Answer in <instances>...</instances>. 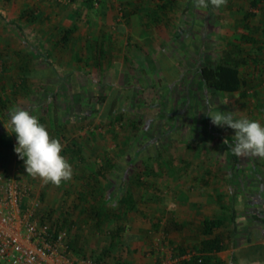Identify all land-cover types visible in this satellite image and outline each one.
<instances>
[{
	"label": "rangeland",
	"instance_id": "obj_1",
	"mask_svg": "<svg viewBox=\"0 0 264 264\" xmlns=\"http://www.w3.org/2000/svg\"><path fill=\"white\" fill-rule=\"evenodd\" d=\"M125 1L102 0L88 8L85 0H0V49L8 67L4 82L20 84L18 52L32 56L30 66L40 70V77L54 69L59 73L43 80L33 77L29 92L18 88L14 94L9 86L12 108L22 107L40 122L44 117L47 130L63 149L77 139L84 154L82 160H76L62 153L72 165L73 176L55 186L28 175L12 151L0 161V185L15 178L30 186L32 200L38 203L37 216L67 226L77 257L94 258L110 242L109 231L123 224V243L108 256L110 264L115 258L125 261L132 256L142 264V253L158 257L159 264H178L180 247L195 242L204 217L195 215L189 205L192 193L205 185L196 177L220 161L226 164L237 157L223 143L225 139L231 143L235 131L227 126L212 127L208 114L213 110L239 118L244 111L255 110L264 94V73L259 86L249 88L246 96L207 88L200 76L201 66L218 59L229 42L241 38L242 17L251 3L227 0L219 9H198L193 0H174L176 8L167 17L157 11L162 22L147 24L155 14L131 13ZM147 1L145 8L158 2ZM25 10L37 15L44 11L45 15L30 22L23 15ZM77 11L80 14L75 16ZM261 16L259 12L254 19L257 26H261ZM74 24L79 40L68 46L54 44L55 27ZM121 27H125L124 33ZM102 36H107L111 52L104 71L94 65V45ZM242 72L254 83L258 74L252 60ZM110 96L123 108L117 118L102 116ZM50 105L53 113L57 110L64 116L57 131L49 126ZM9 119L0 112V131L8 128L11 132ZM134 120L138 129L132 126ZM108 158L115 168L100 179L110 203L121 208L120 198L130 191L138 209L96 231L90 214L92 197L82 200L78 194L91 172ZM236 179H231L232 186L237 185ZM218 185L214 183L210 191L216 195L220 190L227 196L226 185ZM215 214L214 209L209 211V216ZM184 221L185 227L177 224Z\"/></svg>",
	"mask_w": 264,
	"mask_h": 264
},
{
	"label": "trees",
	"instance_id": "obj_2",
	"mask_svg": "<svg viewBox=\"0 0 264 264\" xmlns=\"http://www.w3.org/2000/svg\"><path fill=\"white\" fill-rule=\"evenodd\" d=\"M171 1H173L172 3L174 4L169 3ZM175 1L165 0L156 5L153 13H148L149 16L155 14V17L151 20L149 19L147 24H149V22H153L154 24L162 22L164 19L161 20L156 17L157 11L164 13L165 17H167L168 11L176 8ZM85 2L88 8L95 7L96 0H85ZM250 3L251 9L246 10L242 17L243 32L241 38L237 42H229V45L224 49L218 59L207 62L200 67V76L207 88L223 93L241 92L245 96L249 88H256L261 83L260 77L264 73V0H250ZM259 12H262L260 18L261 26H257L254 23V19L259 15ZM37 14V12L32 10L23 11V15L30 22L37 20L41 15H45L44 11L41 12L40 15ZM75 16H78V11ZM55 28H57L58 33L56 39H54L56 40L54 44L68 46L73 43L75 44L79 40L80 35L78 34L77 37L75 36L78 30L76 24L69 26H56ZM107 39V36H102L94 45V65L99 70L102 69V71H104V68L111 57V52L107 46ZM5 55L4 50L0 49V112L6 118H10L9 110L12 108L11 97L13 94L7 95L9 86H11V90L13 89L12 91L14 94L17 93L18 88L19 92H29L30 81L33 77L41 78L40 80H43L45 77H50V75L57 77L59 73L54 69V73H47V75H41L43 77H40V70H34L30 66L32 56L26 57V55L23 56L22 52H18L17 55L20 56L21 61L19 65L20 84L13 80L12 85H9V83L7 84L4 82L8 72V67L5 63ZM77 58L79 60L81 59L79 53ZM250 60L254 62L255 70L258 74L252 79V82L254 83H250L251 81L242 72V67L247 65ZM244 87L246 88L244 89ZM113 95L114 92L112 96ZM112 96L108 98L109 104L103 112V118H112L113 116L117 118V112L123 109L119 106L121 102ZM50 107L48 109L45 108L44 112L47 109L49 114H54L51 119L49 118L50 115L45 112V114L48 115L49 126L57 131L59 127L62 126L61 121L64 119V116L57 110H54L53 113V109ZM6 112H8V114H6ZM41 123L45 125L46 128L48 127L47 121L44 117H42ZM132 126L134 129H138L135 120L133 121ZM16 144L15 133H11L6 129L0 131V161L14 151ZM63 154L71 156L72 159L82 160L84 157L83 146L77 139H73V141L63 149ZM21 161L24 163L23 160ZM113 168H115V164L112 163L111 159H106V163L100 165L99 168L91 172V175H89L85 181L84 189H81L78 194L82 200H88V197H92L93 202H91L90 214L94 218L93 228L96 231H101L103 226L111 220L118 221L122 219L124 215H128L138 209L137 199L130 191H126V193L120 198L119 204L122 205L121 208L110 203L111 199L106 196L100 178L103 176L107 177L108 173L111 172ZM225 222L226 220L222 216L206 217L202 219L198 228V235H194V237H196L195 242L192 245L187 244L186 247H180V261L178 264H223L222 261L217 263L215 254L225 248L223 236L225 234H223V231L221 230V228L225 226ZM177 224H180L181 227H185L187 222ZM55 225L60 229H68L64 223L56 222ZM124 229L125 226L119 224L109 231V233H111L110 242L102 248L101 252L95 254L94 259L96 261L101 264H110L108 262V256L112 253L113 248L118 246L119 242H121V244L123 243ZM70 246L73 251L74 241L71 237ZM186 255L187 257H183ZM233 263L236 262L233 260ZM114 264L131 263L120 258H115Z\"/></svg>",
	"mask_w": 264,
	"mask_h": 264
},
{
	"label": "crops",
	"instance_id": "obj_3",
	"mask_svg": "<svg viewBox=\"0 0 264 264\" xmlns=\"http://www.w3.org/2000/svg\"><path fill=\"white\" fill-rule=\"evenodd\" d=\"M98 1L101 2L102 0H96V3ZM157 1L154 7L146 8L143 4H147V0H126L125 2L131 7V13L135 11L140 13L143 10L145 12L142 15L145 16L152 8L165 0ZM79 14L80 12H78ZM121 28L124 29V33L125 27ZM242 96L244 95L242 94ZM255 106V110L252 112L244 111L239 118L252 117L264 125V94L260 96L258 104L256 103ZM211 111L213 112V110ZM207 118H209L211 126H215L211 123L210 117ZM230 162L224 164L223 161H220L216 164L217 167L205 169L199 174V177H196L205 185L200 188L201 190L198 188L196 194L192 193L193 198L189 201V205L194 209L195 215L204 216L202 219L222 216L226 220L225 226L221 228L225 234L223 235L225 248L215 254L217 263L222 261L223 264H264V159L236 157L235 159L232 158ZM234 176H237L236 186L231 185V179ZM214 183L223 188L226 185V188L229 189L228 195L223 196V192L220 190L216 195L210 191ZM208 197L210 199L205 200ZM211 209H214L216 214L209 216ZM201 221L199 222L201 223ZM145 226L147 227V225ZM142 242L144 243V241ZM249 252L251 255L248 254L250 257L247 258L245 254ZM141 259L142 264H159L156 263L158 257L152 258L145 253L141 254ZM233 260L236 263H233ZM125 261L137 264L140 260L137 262L132 256Z\"/></svg>",
	"mask_w": 264,
	"mask_h": 264
},
{
	"label": "clouds",
	"instance_id": "obj_4",
	"mask_svg": "<svg viewBox=\"0 0 264 264\" xmlns=\"http://www.w3.org/2000/svg\"><path fill=\"white\" fill-rule=\"evenodd\" d=\"M193 4L198 9L210 6L219 9L227 4V0H193ZM208 116L213 125L227 126L235 131L231 143L227 139L223 141L229 145L233 155L264 159V125L259 121L234 118L232 114L223 112H210ZM9 117L8 127L11 128V133H15L17 141L14 151L24 161L26 173L45 184L55 186L70 181L73 168L62 155L64 146L60 140L50 135L36 115L22 107L11 108Z\"/></svg>",
	"mask_w": 264,
	"mask_h": 264
},
{
	"label": "built area",
	"instance_id": "obj_5",
	"mask_svg": "<svg viewBox=\"0 0 264 264\" xmlns=\"http://www.w3.org/2000/svg\"><path fill=\"white\" fill-rule=\"evenodd\" d=\"M32 189L15 178L0 185V261L5 264H101L77 257L67 229L37 216ZM187 257V256H186Z\"/></svg>",
	"mask_w": 264,
	"mask_h": 264
}]
</instances>
